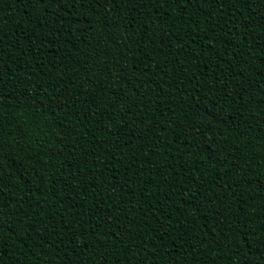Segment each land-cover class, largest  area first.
<instances>
[{"label":"trees","instance_id":"obj_1","mask_svg":"<svg viewBox=\"0 0 264 264\" xmlns=\"http://www.w3.org/2000/svg\"><path fill=\"white\" fill-rule=\"evenodd\" d=\"M0 264H264V0H0Z\"/></svg>","mask_w":264,"mask_h":264}]
</instances>
